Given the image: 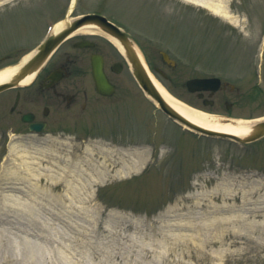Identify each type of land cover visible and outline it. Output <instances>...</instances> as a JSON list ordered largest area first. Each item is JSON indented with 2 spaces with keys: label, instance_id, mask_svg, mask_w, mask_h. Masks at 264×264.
Here are the masks:
<instances>
[{
  "label": "rangeland",
  "instance_id": "obj_1",
  "mask_svg": "<svg viewBox=\"0 0 264 264\" xmlns=\"http://www.w3.org/2000/svg\"><path fill=\"white\" fill-rule=\"evenodd\" d=\"M76 1L70 14L72 0H0V70L20 65L34 54L53 34L56 24L94 13L125 31L148 66L158 63L161 52L178 63V68L169 72L171 82L155 75L150 66L149 70L180 101H192L185 87L189 79L218 77L223 91L215 109L197 101L195 107L231 118L264 116V0H197L200 4L221 2L238 21L237 27L183 0ZM224 101L234 105L231 113L226 112ZM102 109L105 111L93 118L95 129L90 133L67 134L75 141L59 160L83 158L88 144L110 150L108 155L94 151L96 161H105L111 172L107 181L80 192H91L88 206L103 210L102 225L110 223L111 210L131 214L122 219V227L129 229L124 239L106 236L100 227L96 237L99 244L73 234L62 239L47 234V239L36 240V234L57 227L51 215L42 221L3 211L0 237H10L21 246L13 248L0 239V264H264V209L250 204L255 196L242 204V190L255 181H264V138L241 145L190 132L151 103L134 79L124 101L118 96ZM12 134L20 133L0 131V168L6 162L7 168L16 170L12 167L21 161L13 157L7 160V142ZM119 149L130 150V155ZM44 160L35 161V165L31 157L29 172L38 176L40 191L48 190L61 198L66 190L55 181L59 170L49 164L50 156ZM135 163H140L139 169L128 176H114L122 166ZM23 176L30 180L26 173ZM22 184L15 182L12 187L25 189ZM230 187L232 194L224 196L223 191L229 193ZM225 204L233 212L227 211ZM242 210L247 216L245 222L176 231L184 237L173 240L160 234L166 222L183 224L196 219L199 224L200 216L195 215L210 212L213 218H232ZM131 238L137 245H129ZM26 241L37 248L27 250Z\"/></svg>",
  "mask_w": 264,
  "mask_h": 264
},
{
  "label": "bare ground",
  "instance_id": "obj_2",
  "mask_svg": "<svg viewBox=\"0 0 264 264\" xmlns=\"http://www.w3.org/2000/svg\"><path fill=\"white\" fill-rule=\"evenodd\" d=\"M183 1L201 5L202 7L208 9L213 15L220 16L232 25L236 27L238 26V21L231 17L227 7L224 6L221 2H207L205 4H200L197 0ZM73 5L74 0H72L69 13L73 11ZM69 23L70 20L56 24L53 30V35L61 32ZM96 29L100 30V28H98L95 24H86L76 33L96 31ZM108 40L117 48V50L122 55H124L125 58H127L124 49L116 39L108 36ZM132 48L138 55L140 60L143 61L142 54L133 43ZM34 55L35 53L26 57L20 65L1 69L0 85L11 81L18 74L21 68L34 57ZM130 66L134 71L133 66L131 64ZM150 77L160 94L174 110H176L189 122L204 129L220 133H227L240 138H246L252 134L257 123L264 121V117L258 118L257 120L253 121H246L244 119L231 120L224 117L200 112L179 101L174 96L170 95V93L166 91V89L151 73ZM30 80L31 77L22 81L21 84L26 85ZM147 98L154 105H156L150 97ZM72 142L73 141L71 137L61 138L53 137L50 135H45L44 137H39L36 135H10L7 142V160L11 159L10 157H13L16 160L19 159L21 163L18 164V166L16 164L12 167H16V170L11 169V167L7 168L6 162L1 165L0 212L11 210L18 213L31 215V217L35 220L42 221L46 220L45 216L49 217V215H51L57 222V227H50V231H47L45 229L44 234H36V240L47 239V234L54 237L55 239H58V237L59 239H62L64 237H67V235L69 236V234H73L75 236L82 235L83 238L87 237L86 241L99 244L98 241H96V237L99 233L100 227H102L103 232L107 233L106 236L110 235V237L115 236L116 238L124 239V234L129 229L127 230L128 226L125 228L122 227V225L124 224L122 222V219L130 218L131 214L117 210H111L108 213V220H110V223H108L107 221L104 225H102L100 222V217L103 210L100 207L91 208L88 206L87 200H91V192L84 194L80 192L89 189L90 185L92 184L103 183L104 181H107L108 177L111 175V172L107 169L105 161H96V159L94 158V151L101 150L103 154L108 155L109 153H111L110 150H107L104 147H97L94 144H88L83 149V158H69L68 160L62 162L59 159L64 155L63 152L65 150H70L72 148ZM118 151L126 155H130V150L119 149ZM48 156H50L51 158L49 164L59 170L58 178H56L55 181L59 182L66 190V193L62 194L61 198H55L52 193H49L48 190H46L45 192L40 191L41 189L36 184V182L38 181V176L36 174L31 176L29 172L31 171L32 162L29 161L31 160V157L32 161H34L35 163V161H45L44 158ZM57 162L62 163V165L59 166ZM38 163H35V165H37ZM139 164L140 163H135L131 167L122 166L121 168L116 170L114 176L126 177L134 170L139 169ZM25 173L30 177V180L25 179V177L23 176V174ZM15 176L17 177L15 178ZM15 182L18 185L19 183H23L22 185H25L23 186L25 187V189H22L20 187H12V184H15ZM17 189H19L20 191H18ZM228 190L229 193L227 191H223L224 196L227 194H232L231 187L228 188ZM252 197H254L255 200L251 201L250 204L262 206L264 209V181H255L247 189L242 190L243 205L246 204V202ZM62 199H64L66 203H63L61 201ZM198 205H200V203H198ZM224 207L227 211L233 212V209L228 205L225 204ZM209 213L210 212H208L207 214L195 215L200 216L199 219L201 220V222L199 224H196V219H194V221L189 219L183 224L179 222H166V225L161 227L160 234L165 239L168 237L173 240L174 238L178 239L184 237L180 234L176 235L174 233L176 231L192 232L198 228L199 230H204L208 227H213V225L215 224L224 225L225 222L227 224L230 222H245L247 219L244 210H242V213L240 215H238V212L232 214V218H213V216H211V214ZM247 213L249 212L247 211ZM220 237L221 236H219V238ZM0 239H5L13 248H18L19 246H21V244H17L7 236H1ZM98 240H100V237H98ZM129 242V245H137V241L133 238L129 239ZM23 243L25 244V248L27 250L34 251V248H37L36 245L28 243L27 241L26 243ZM38 260L39 262L42 261L40 257L38 258ZM64 260L66 261V259Z\"/></svg>",
  "mask_w": 264,
  "mask_h": 264
},
{
  "label": "flooded vegetation",
  "instance_id": "obj_3",
  "mask_svg": "<svg viewBox=\"0 0 264 264\" xmlns=\"http://www.w3.org/2000/svg\"><path fill=\"white\" fill-rule=\"evenodd\" d=\"M152 66L164 81L171 82L169 72L175 71L178 63L161 55ZM99 76L108 87L98 85ZM132 79L129 65L104 34L76 33L58 46L26 85L0 93V131L36 136L90 133L95 129L92 120L105 111L102 105L118 96L124 101ZM222 89L223 84L217 92L186 91L192 105L197 106V101L215 109ZM224 103L226 112L231 113L234 105Z\"/></svg>",
  "mask_w": 264,
  "mask_h": 264
},
{
  "label": "water",
  "instance_id": "obj_4",
  "mask_svg": "<svg viewBox=\"0 0 264 264\" xmlns=\"http://www.w3.org/2000/svg\"><path fill=\"white\" fill-rule=\"evenodd\" d=\"M86 24H95L98 28H100V30H102L108 36L116 39L120 43L127 56L128 63L131 64L134 68L133 75L140 87L149 97H151L158 104L160 110L174 121L188 127L194 132H198L205 136L230 139L242 144H250L264 138V121L257 123L254 127L252 134L246 138H240L227 133L210 131L208 129H204L189 122L186 118H184L176 110H174L166 102L164 97L160 94L150 77V71L145 60H140L138 55L134 52L132 48L133 42L129 38V36L121 28L110 22L106 17L96 14L85 15L84 17H81L75 20L74 22L69 23L63 31L51 35L38 48L34 57L21 68L18 74L11 81L0 85V93L9 88L16 87L21 84L22 81L26 80L29 77H32L40 68V66L48 59V57L66 38H68L70 35H72L74 32H76ZM97 83L98 85L104 84L105 86H107L102 76L98 77ZM187 86L192 92L209 90L217 91L220 88V80H190L187 82Z\"/></svg>",
  "mask_w": 264,
  "mask_h": 264
},
{
  "label": "trees",
  "instance_id": "obj_5",
  "mask_svg": "<svg viewBox=\"0 0 264 264\" xmlns=\"http://www.w3.org/2000/svg\"><path fill=\"white\" fill-rule=\"evenodd\" d=\"M20 5L23 6L21 3H20ZM18 7H19V6H18ZM14 10H16V8H15Z\"/></svg>",
  "mask_w": 264,
  "mask_h": 264
}]
</instances>
